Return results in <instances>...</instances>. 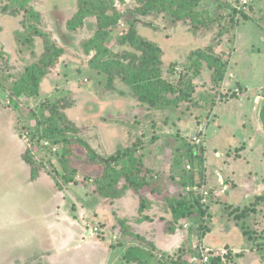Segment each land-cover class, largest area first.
Segmentation results:
<instances>
[{
	"label": "rangeland",
	"instance_id": "1",
	"mask_svg": "<svg viewBox=\"0 0 264 264\" xmlns=\"http://www.w3.org/2000/svg\"><path fill=\"white\" fill-rule=\"evenodd\" d=\"M80 1L0 0V264H139L125 260L133 246L150 252L151 264H166L191 248L193 255L229 251L224 264H264V0H253L246 9H239L237 0H202L196 11L210 19L209 27L166 13L144 16L137 11L139 0H102L105 9L122 15L104 44L114 54L134 52L130 45L118 46V37L127 25L135 28L163 50V78L185 90L180 106L162 111L142 106L120 79L112 90L107 76L91 70L94 53L88 56L85 49L97 18H83V26L76 20L75 32L65 26ZM55 11L65 17L62 26ZM32 12L40 14L37 23ZM46 44L63 56L42 78L38 95L32 94L25 87L34 81L25 84L24 77L32 64L40 67ZM207 54L227 64L219 84L211 80ZM52 105L66 108L70 124L79 129L74 138L103 157L136 150L147 167L164 175L171 194L189 193L182 183L187 184L183 177L190 169L184 166L189 149L199 151L203 165L194 169V192L209 191V213L191 232V222L177 226L179 245L173 253L141 236L144 217L133 191H121L115 200L96 193L92 184L102 171L87 153L79 150L71 159L75 183L66 182L62 146L39 139ZM26 158L39 170L36 181ZM246 170L252 173L244 175ZM242 184L248 191L236 195ZM156 203L152 209L158 218L165 205ZM163 217L169 222H160L161 229L152 222L151 232L172 228L171 217ZM94 228L98 232L92 234Z\"/></svg>",
	"mask_w": 264,
	"mask_h": 264
},
{
	"label": "trees",
	"instance_id": "2",
	"mask_svg": "<svg viewBox=\"0 0 264 264\" xmlns=\"http://www.w3.org/2000/svg\"><path fill=\"white\" fill-rule=\"evenodd\" d=\"M12 1L15 2V0ZM83 1H80L78 12L67 20L65 26L69 32H75L77 29L74 26L76 20L80 21V24L83 26V22H81L83 18L84 20L97 18V31L90 41L91 45H87L88 47L86 46L85 49L88 56L94 53L90 60L91 70L107 76V85L112 90L115 89V80L120 79L131 89L133 96L138 102L149 110L162 111L171 106H180L182 99L179 95L180 92H184L185 90L163 78V50L159 45L146 40L138 34L135 28L127 25V28L118 37V46L130 45L134 49V52L114 54L104 42L111 33L108 29L110 27L115 28L118 25V21L122 19V15L117 10H112L111 8V10L105 9L102 0ZM120 1L123 2L124 0ZM201 2L202 0H139L137 11L144 16L155 13H166L168 16H177L179 20L191 18L202 23L204 27H209L211 23L210 19L196 11ZM110 12H112V15L109 14ZM54 13L57 16V26H62L65 20L64 15L58 11ZM32 15L33 21L36 23L41 19L39 13L32 12ZM32 29L33 33H35L34 35L40 36L36 26ZM18 34L20 35V41L23 42L24 40L23 43H25L23 35L21 33ZM61 56H63L61 49L55 45L46 44L45 52L38 62L40 63V67L38 66L39 64H32L28 67L26 76L24 77L25 84L30 80L34 81V83L32 81L33 87L26 85L25 88H28V91L32 94L38 95V87L42 78L48 74ZM205 60L208 68L213 71L211 75L212 82L215 84L221 83L225 78L227 64L220 57L211 54L205 55ZM19 91H22V88H19ZM174 94L177 97L173 100L170 99L169 95ZM185 96H190V94H186ZM65 109L57 107V105L50 107L49 117L45 120V126L41 131L39 139H43L53 146H62L61 154L64 159L63 168L67 175V183H75L76 170L72 165L71 159L79 156V150H81L87 153L88 158L93 163L101 167L102 173L92 184L100 197L115 200L121 198L123 194L121 191L126 190L125 192H127L131 190L137 197L139 205L138 213L141 215L145 211L150 210L154 204H158L156 202L161 203V205L164 204V213H166V216L171 217L170 223H172V228L167 231L168 234L176 232L177 226L182 225L185 221L191 222L189 225L191 232V229L198 225L199 220L208 215L209 212L205 207L210 196L209 191L202 190L198 195L194 192L197 189L195 188L197 185L194 169H196L197 165L199 167L203 165V158L199 155V151L196 148L192 147L189 149L188 163L187 166H184V169H190L188 175L185 173L183 177L187 181V184L182 183L184 189L190 190L189 193L171 194L164 175L147 167L143 157L137 155L136 150H129L122 155L106 158L98 154L81 138H74V136H77L76 134L79 132V129L70 124L65 114ZM260 117L264 126V106ZM25 160L32 166L31 180L36 181L39 178V170L33 161L28 158ZM225 183H227V180L222 185ZM240 209L244 211L241 207ZM160 219L164 224L169 222L168 219L164 220L163 216ZM145 220L150 221L151 219L146 216L144 217ZM128 228L132 229L130 226ZM203 235L205 234H202V237ZM135 236L142 238L137 234ZM187 237L190 239L191 234ZM190 250L192 248L183 254L180 253L177 257H172L166 264H192L191 259L194 253ZM223 255L224 258L229 260V251L224 252ZM152 257L150 252L135 246L129 248L125 254V260L129 263L151 264ZM223 257L221 255H211L208 264H224L226 260Z\"/></svg>",
	"mask_w": 264,
	"mask_h": 264
},
{
	"label": "crops",
	"instance_id": "3",
	"mask_svg": "<svg viewBox=\"0 0 264 264\" xmlns=\"http://www.w3.org/2000/svg\"><path fill=\"white\" fill-rule=\"evenodd\" d=\"M62 59H71V57H69V55H64V57L62 58ZM129 88V87H128ZM237 149H240L239 147L237 148ZM252 154V153H251ZM249 165V164H248ZM231 166V165H230ZM230 166H228L227 167V169L229 170L230 169ZM232 169V168H231ZM251 170H254V167L253 166H251ZM228 173H231V170L230 171H228ZM244 173V175H246V173H248L247 175H249V174H251L252 173V171H248V170H246V171H244L243 172ZM231 175V174H230ZM232 175H234V174H232ZM235 175H236V173H235ZM234 175V176H235ZM241 177V176H240ZM247 177V179H248V176H243V178H246ZM238 181L240 180V179H237ZM251 185V184H250ZM242 186H243V188H240V189H238V192H236L235 194L236 195H240V194H243V193H245V192H247L248 191V186L247 185H245V184H242ZM132 192V191H131ZM133 195L135 196V194L133 193ZM259 196H261V195H259ZM258 196V197H259ZM232 200L233 201H235V199H234V197L235 196H233V193H232ZM135 199L137 200V197L135 196ZM116 201H118V200H116ZM137 203H138V200H137ZM138 207H139V205L136 207V210L138 211ZM153 208V207H152ZM150 209V210H147V211H145L144 213H143V217H146V216H148V217H150L151 218V220L150 221H147V220H145V221H143V222H139V224L140 223H143V224H138V223H135L136 224V226L137 225H139V227L142 229H144L145 231L142 233V235L141 234H139L140 233V230H138L139 232H136L135 230H134V228H132L133 229V233L134 234H137V235H141V236H144L145 237V240H150V241H153L152 243L155 245V246H158L159 247V250H162V251H164V252H168V253H173V251H175V249L178 247V245H179V241H176L175 242V240H174V238L175 237H177V233H178V231H179V229H177V231L176 232H174L173 234H170V235H168L166 232L164 233V231L162 232V234L161 233H156V231L157 230H160L162 227H161V225L159 226V224H160V222L162 223V221H160L161 219V217L162 216H166L165 215V213H163V215L161 216V217H159L158 216V218H156L155 216H156V213L154 212V209ZM139 215V214H138ZM56 216V215H55ZM127 219L128 217H126V216H124L123 217V219ZM128 219H130V218H128ZM154 221H156L157 222V224H158V226L160 227V229H158V228H154V229H152V230H154V232H151L150 230H149V227L150 226H152V222H154ZM129 225V224H128ZM129 226H131V225H129ZM157 226V227H158ZM132 227V226H131ZM157 234L156 236H157V238H158V240L156 239V237L155 236H153L152 234ZM176 233V234H175ZM166 238V239H165ZM168 239V240H167ZM160 242H162V243H160Z\"/></svg>",
	"mask_w": 264,
	"mask_h": 264
},
{
	"label": "built area",
	"instance_id": "4",
	"mask_svg": "<svg viewBox=\"0 0 264 264\" xmlns=\"http://www.w3.org/2000/svg\"><path fill=\"white\" fill-rule=\"evenodd\" d=\"M239 2V9H246L248 8L251 3L253 2V0H237ZM44 144L47 146L50 143L47 141H44ZM223 184V183H222ZM94 232H98L97 228H94L93 230L91 229V233L94 234ZM224 253L220 254V253H216L214 254V252L212 250H206V251H200V253L198 255H193L192 259H191V263L192 264H208L210 261V256H219L221 255L222 257Z\"/></svg>",
	"mask_w": 264,
	"mask_h": 264
}]
</instances>
